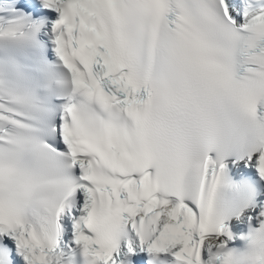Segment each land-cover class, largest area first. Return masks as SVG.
<instances>
[{
    "label": "snow or ice",
    "instance_id": "1",
    "mask_svg": "<svg viewBox=\"0 0 264 264\" xmlns=\"http://www.w3.org/2000/svg\"><path fill=\"white\" fill-rule=\"evenodd\" d=\"M0 264H264V0H0Z\"/></svg>",
    "mask_w": 264,
    "mask_h": 264
}]
</instances>
